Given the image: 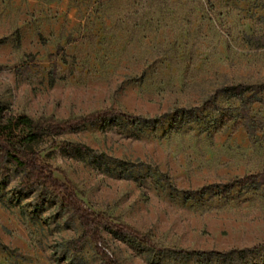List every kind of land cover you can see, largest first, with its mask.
<instances>
[{
    "label": "rangeland",
    "instance_id": "obj_1",
    "mask_svg": "<svg viewBox=\"0 0 264 264\" xmlns=\"http://www.w3.org/2000/svg\"><path fill=\"white\" fill-rule=\"evenodd\" d=\"M0 107L41 127L134 116L31 150L89 209L158 247L264 244V0H0ZM25 174L0 153V264H104L58 194L25 189ZM99 230L117 264H264V247L187 257Z\"/></svg>",
    "mask_w": 264,
    "mask_h": 264
},
{
    "label": "trees",
    "instance_id": "obj_2",
    "mask_svg": "<svg viewBox=\"0 0 264 264\" xmlns=\"http://www.w3.org/2000/svg\"><path fill=\"white\" fill-rule=\"evenodd\" d=\"M110 116H117L128 121L134 119V116L128 115L119 110L111 109L94 112L73 121L49 123L46 127H41L24 115L12 119H5L2 116V109L0 107V153L8 157L10 161L15 164V166L26 171V174L22 178L21 186L25 189H29L32 185L39 183L45 189L51 190L52 192L58 194L61 200V209L72 211V213L77 216L83 230V236L89 238L104 264L117 263L109 257L106 250L104 249L105 244H103L104 242L99 230V227L101 226L116 233L131 236L141 244L157 251H166L171 254H179L187 257L206 258L212 256L243 255L264 247V244H261L250 248L233 249L227 252L158 247L153 243L149 236L141 234L128 225L114 220L104 214L95 213L89 209L78 197L70 183L58 180L54 176V172L51 167L43 163L38 155H36L34 151L31 150V145L38 137L42 135H60L75 126L97 123ZM226 120V118L221 120L219 129L225 125ZM238 126V124L234 125V129H236ZM243 126L245 129H248L247 124H244ZM18 144L25 145L29 147V149L26 152H20L16 146ZM72 147L75 150L80 149L77 146ZM254 179L255 178L253 177L247 176L242 179L233 180L232 184L243 186Z\"/></svg>",
    "mask_w": 264,
    "mask_h": 264
}]
</instances>
